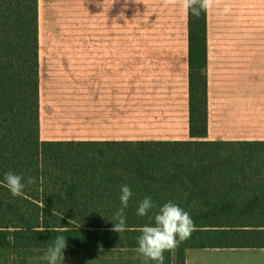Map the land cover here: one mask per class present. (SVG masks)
<instances>
[{"label": "trees", "instance_id": "1", "mask_svg": "<svg viewBox=\"0 0 264 264\" xmlns=\"http://www.w3.org/2000/svg\"><path fill=\"white\" fill-rule=\"evenodd\" d=\"M188 24L191 140L43 141L39 0H0V251L48 249L57 236L73 247L136 249L157 211L137 215L145 197L171 201L193 221L177 264L188 249L264 248V141L207 139L208 10H189ZM8 171L37 182L14 198ZM123 184L133 195L118 234ZM163 255L174 263L173 249Z\"/></svg>", "mask_w": 264, "mask_h": 264}, {"label": "crops", "instance_id": "2", "mask_svg": "<svg viewBox=\"0 0 264 264\" xmlns=\"http://www.w3.org/2000/svg\"><path fill=\"white\" fill-rule=\"evenodd\" d=\"M39 6L43 141L191 140L189 11L179 0ZM207 57V139L264 141V0L208 10ZM226 249L231 258L188 249L185 264H264V248Z\"/></svg>", "mask_w": 264, "mask_h": 264}, {"label": "clouds", "instance_id": "3", "mask_svg": "<svg viewBox=\"0 0 264 264\" xmlns=\"http://www.w3.org/2000/svg\"><path fill=\"white\" fill-rule=\"evenodd\" d=\"M177 0H164L165 5L175 4ZM179 3L185 13L191 10L194 16H199L201 10H210L219 3V0H179ZM23 177L8 171L4 174L5 186L11 195L20 197L23 195V189L27 185L37 182L36 177H28L26 183L22 182ZM120 208L115 212L111 231L118 234L128 230L126 225L125 209L133 193L127 184L120 188ZM157 209L154 216V224L145 225L139 229L141 235L137 237L138 247L136 251L141 254L145 260L156 261L158 264L164 262V252L170 251L178 246L179 243L187 240L194 231V224L189 213L179 205L171 201L161 206H157L151 197H145L138 204L137 215L145 216L150 210ZM71 221H69L70 223ZM67 247V241L64 236H57L52 244L49 245L45 258L48 264H57L58 261H64V251Z\"/></svg>", "mask_w": 264, "mask_h": 264}, {"label": "rangeland", "instance_id": "4", "mask_svg": "<svg viewBox=\"0 0 264 264\" xmlns=\"http://www.w3.org/2000/svg\"><path fill=\"white\" fill-rule=\"evenodd\" d=\"M177 247L173 249L175 264H177ZM214 249L219 253L226 254V258H231L230 253L235 250ZM46 252L47 249L30 250L23 253H14L12 250L9 252L0 251V264H48V260L45 258ZM57 264H62V261H58ZM63 264H158V262L145 260L136 249H96L67 245Z\"/></svg>", "mask_w": 264, "mask_h": 264}]
</instances>
